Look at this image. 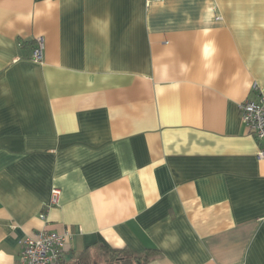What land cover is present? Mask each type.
<instances>
[{
    "label": "crops",
    "instance_id": "0c3cea01",
    "mask_svg": "<svg viewBox=\"0 0 264 264\" xmlns=\"http://www.w3.org/2000/svg\"><path fill=\"white\" fill-rule=\"evenodd\" d=\"M255 85L264 0H0V264H264Z\"/></svg>",
    "mask_w": 264,
    "mask_h": 264
},
{
    "label": "built area",
    "instance_id": "2783aa9c",
    "mask_svg": "<svg viewBox=\"0 0 264 264\" xmlns=\"http://www.w3.org/2000/svg\"><path fill=\"white\" fill-rule=\"evenodd\" d=\"M45 42L40 38L33 48L32 60L41 63L44 59ZM259 90L258 86H254ZM240 113L245 127L260 143L257 153L259 160H264V90H259L257 100H247L240 104ZM60 190L52 193L51 205L58 203ZM43 218L45 216L43 215ZM69 233L59 234L41 231L35 237H28L22 241V250L18 264H61Z\"/></svg>",
    "mask_w": 264,
    "mask_h": 264
},
{
    "label": "trees",
    "instance_id": "16d2710c",
    "mask_svg": "<svg viewBox=\"0 0 264 264\" xmlns=\"http://www.w3.org/2000/svg\"><path fill=\"white\" fill-rule=\"evenodd\" d=\"M144 256H138L131 251L106 250L102 258L103 264H147L153 251H147ZM107 257V258H105Z\"/></svg>",
    "mask_w": 264,
    "mask_h": 264
}]
</instances>
